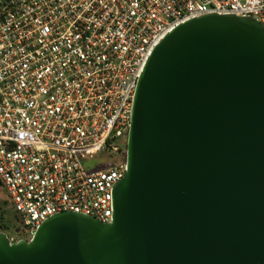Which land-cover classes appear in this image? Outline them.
Listing matches in <instances>:
<instances>
[{
    "label": "water",
    "instance_id": "obj_1",
    "mask_svg": "<svg viewBox=\"0 0 264 264\" xmlns=\"http://www.w3.org/2000/svg\"><path fill=\"white\" fill-rule=\"evenodd\" d=\"M126 163L111 221L67 210L31 238L0 230V264H264L261 21L205 13L161 40Z\"/></svg>",
    "mask_w": 264,
    "mask_h": 264
},
{
    "label": "built area",
    "instance_id": "obj_2",
    "mask_svg": "<svg viewBox=\"0 0 264 264\" xmlns=\"http://www.w3.org/2000/svg\"><path fill=\"white\" fill-rule=\"evenodd\" d=\"M213 12L264 24V0H0V180L19 232L67 210L113 219L144 67L177 25ZM107 151L124 158L87 167Z\"/></svg>",
    "mask_w": 264,
    "mask_h": 264
},
{
    "label": "rangeland",
    "instance_id": "obj_3",
    "mask_svg": "<svg viewBox=\"0 0 264 264\" xmlns=\"http://www.w3.org/2000/svg\"><path fill=\"white\" fill-rule=\"evenodd\" d=\"M127 144L123 143V146L126 147ZM110 153L107 152H103V153H98L96 154L94 157L87 159L86 161V165L88 168H90V170L95 169V170H100V169H104L106 168L109 164H113L115 162L120 161L121 159L124 158V153L119 152V153H115L112 151H109ZM3 201H9V203L7 204V208L12 207V203L10 201L9 198V194L8 191L6 190V187L4 186V184L1 182L0 180V202ZM21 225L22 223L16 221L15 219H12L9 223V229H7V233L11 236H13L14 238H29V236H27L23 230L21 229V231H16V228ZM18 229V228H17Z\"/></svg>",
    "mask_w": 264,
    "mask_h": 264
},
{
    "label": "trees",
    "instance_id": "obj_4",
    "mask_svg": "<svg viewBox=\"0 0 264 264\" xmlns=\"http://www.w3.org/2000/svg\"><path fill=\"white\" fill-rule=\"evenodd\" d=\"M8 203L9 201L0 202V230L5 232L7 229H9V223L12 219H15L19 223L21 222L20 215L14 206L12 205V207L7 208ZM17 228H21V225H19Z\"/></svg>",
    "mask_w": 264,
    "mask_h": 264
}]
</instances>
